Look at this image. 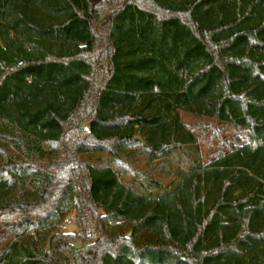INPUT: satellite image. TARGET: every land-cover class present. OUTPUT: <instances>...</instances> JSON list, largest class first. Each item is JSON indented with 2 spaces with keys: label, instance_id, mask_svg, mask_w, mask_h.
<instances>
[{
  "label": "trees",
  "instance_id": "trees-1",
  "mask_svg": "<svg viewBox=\"0 0 264 264\" xmlns=\"http://www.w3.org/2000/svg\"><path fill=\"white\" fill-rule=\"evenodd\" d=\"M180 110L246 141L205 163ZM0 264H264V0H0Z\"/></svg>",
  "mask_w": 264,
  "mask_h": 264
},
{
  "label": "rangeland",
  "instance_id": "rangeland-1",
  "mask_svg": "<svg viewBox=\"0 0 264 264\" xmlns=\"http://www.w3.org/2000/svg\"><path fill=\"white\" fill-rule=\"evenodd\" d=\"M180 116L184 124L195 131L198 138V145L200 148V159L205 162L210 161L215 152L219 149L228 151L230 145L237 142H245L246 134L243 128H236L230 123L214 120L205 116H197L184 110H180ZM190 154L192 152L188 151ZM194 155L192 154V159ZM85 160H91L95 164H105L111 157L107 152H95L83 157ZM127 160V159H126ZM128 161L137 170L143 174L151 177L161 183L163 190L170 188V186L179 180L181 172L188 169L189 156L187 154L176 152L173 155L165 156L160 159H149L146 154L136 153ZM180 169V172L178 170ZM129 180L135 181L137 187H144V191L156 189L141 180L134 179L132 174L126 172ZM151 186V187H150ZM102 212V210H99ZM69 221L64 222V229L68 232H74L78 229L75 220V211L69 216ZM75 244L80 245L78 240L73 241Z\"/></svg>",
  "mask_w": 264,
  "mask_h": 264
},
{
  "label": "water",
  "instance_id": "water-1",
  "mask_svg": "<svg viewBox=\"0 0 264 264\" xmlns=\"http://www.w3.org/2000/svg\"><path fill=\"white\" fill-rule=\"evenodd\" d=\"M136 139H137V140H140L143 144H145V141H144V139H143L142 137L137 136ZM130 234H131V233H130ZM74 246L77 248V247H80L81 245H74Z\"/></svg>",
  "mask_w": 264,
  "mask_h": 264
},
{
  "label": "crops",
  "instance_id": "crops-1",
  "mask_svg": "<svg viewBox=\"0 0 264 264\" xmlns=\"http://www.w3.org/2000/svg\"><path fill=\"white\" fill-rule=\"evenodd\" d=\"M189 113H191V112H189ZM192 114H193V113H192ZM194 115H195V114H194ZM205 117H206V116H205ZM208 118H209V117H208ZM189 129H190V128H189ZM190 130H191V129H190ZM192 131H193L194 134H195V131H194V130H192ZM195 135H196V134H195ZM196 136H197V135H196ZM237 143H238V142H237ZM237 143H236V144H237ZM206 162H208V161L205 160V163H206Z\"/></svg>",
  "mask_w": 264,
  "mask_h": 264
},
{
  "label": "built area",
  "instance_id": "built-area-1",
  "mask_svg": "<svg viewBox=\"0 0 264 264\" xmlns=\"http://www.w3.org/2000/svg\"><path fill=\"white\" fill-rule=\"evenodd\" d=\"M66 221H69V218H67Z\"/></svg>",
  "mask_w": 264,
  "mask_h": 264
}]
</instances>
